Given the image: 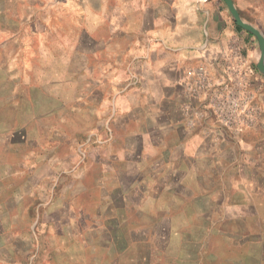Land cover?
Instances as JSON below:
<instances>
[{"label": "rangeland", "instance_id": "374dc122", "mask_svg": "<svg viewBox=\"0 0 264 264\" xmlns=\"http://www.w3.org/2000/svg\"><path fill=\"white\" fill-rule=\"evenodd\" d=\"M84 1L0 0V264H264V182L254 187L243 166L260 107L254 99L249 124L224 121L238 80L226 68H190L176 93L171 113L197 148L185 183L166 186L171 172L155 176L137 156L124 227L107 221L101 197L123 169L113 157L136 158L147 139L136 133L159 114L147 105L163 97L140 84L138 48ZM49 169L56 195L45 184L33 195Z\"/></svg>", "mask_w": 264, "mask_h": 264}, {"label": "crops", "instance_id": "0c3cea01", "mask_svg": "<svg viewBox=\"0 0 264 264\" xmlns=\"http://www.w3.org/2000/svg\"><path fill=\"white\" fill-rule=\"evenodd\" d=\"M95 2L100 12V23L109 27L111 37L127 40L138 48L132 52V57L144 59L140 84L144 85L146 90H161L163 97V101L155 103L152 99L150 105H147L150 108L159 107V114L146 115L144 131L136 133L138 138H144V135L147 138L143 146L132 149L133 157L136 158L127 159L125 155L121 160L116 154L113 157L112 165L123 164V169L115 173L111 189L101 197L103 206L111 209L107 221L115 224L118 230L124 227L129 207L126 201L138 193L140 181L135 175L126 179L133 169L129 166L126 168V164L135 165L138 162L137 156L139 160H143L141 156L144 155L146 158L143 160L144 166L155 176L171 172V178L169 177L165 183L166 186L175 178L181 179L182 185L185 183L184 165L194 169L195 163L191 154L195 153L194 150L197 148L191 149L188 144L187 148L185 141L192 138V134L179 129L182 118L174 116L171 111H176L180 104L177 101L180 98L176 93L182 88L186 71L198 66H203L211 75L218 76L229 64L235 66L237 62L245 61L244 66L248 68L247 77L250 84L248 88L254 93L260 114L257 125L244 132V135L249 134L250 138L255 140L254 143L246 145L248 148L246 153L254 155L255 159L248 158L247 161H243V166L251 173L250 176H246L247 179L252 177L257 179L252 180L254 187L264 182V73L257 68L260 50L256 37L235 23L224 0H95ZM232 2L242 20L256 28L264 37V0ZM89 3V0L84 1V4ZM51 172L49 169V173L39 180L36 187L40 189L34 190L33 195L40 196L42 184L47 185L52 196L56 195L52 192L56 185L54 186L55 178ZM39 202V198H29L26 210L34 208L38 216ZM228 202L230 205L242 201ZM246 203L250 204V200L248 199ZM38 246L39 243L37 249L40 248ZM13 262L16 261L9 260L5 264L18 263Z\"/></svg>", "mask_w": 264, "mask_h": 264}, {"label": "built area", "instance_id": "2783aa9c", "mask_svg": "<svg viewBox=\"0 0 264 264\" xmlns=\"http://www.w3.org/2000/svg\"><path fill=\"white\" fill-rule=\"evenodd\" d=\"M237 63L235 66L229 64L228 68H226L238 78L236 87L231 89L234 94L228 96L226 102H224L226 109L224 121L230 124V126H239L244 123L249 124L248 121L253 115L254 110L252 103L255 96L253 91L248 88L250 86L247 77L248 68L244 66V60Z\"/></svg>", "mask_w": 264, "mask_h": 264}, {"label": "water", "instance_id": "95a60500", "mask_svg": "<svg viewBox=\"0 0 264 264\" xmlns=\"http://www.w3.org/2000/svg\"><path fill=\"white\" fill-rule=\"evenodd\" d=\"M233 20L241 28L251 32L257 39L258 47L260 50V56L257 62V68L260 72L264 73V37L263 35L252 25L242 20L239 16L238 11L236 10L232 0H224Z\"/></svg>", "mask_w": 264, "mask_h": 264}]
</instances>
